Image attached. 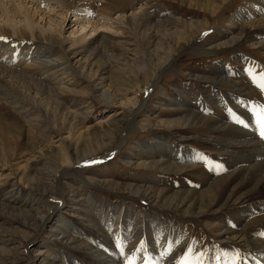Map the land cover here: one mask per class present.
<instances>
[{
  "label": "bare ground",
  "instance_id": "bare-ground-1",
  "mask_svg": "<svg viewBox=\"0 0 264 264\" xmlns=\"http://www.w3.org/2000/svg\"><path fill=\"white\" fill-rule=\"evenodd\" d=\"M80 1L76 11L66 9L64 12L62 0H0V37L7 38L0 40V86L12 93L0 90L10 96L5 98L9 108L1 105L2 112L6 110L3 114L6 121H0V166L4 168L0 175L6 181H15L4 194L0 192V234L12 235L8 239L0 237V264H21L26 260L25 253L30 254L28 248L38 244H42L40 264H129L132 258H135L134 264H191L189 260L193 258L195 264H264V138L254 136V130H250L253 127H246L234 119V114L242 120L249 118L250 122L246 119L245 123L252 125L256 117L249 115L254 105L246 97L245 82L223 78L219 74L220 79L216 80L211 76L216 68L213 74L207 73L204 78L205 82L215 83L217 88L213 96L205 93L206 106L215 100L205 114H201L203 108L191 104L190 94L178 93L171 99L173 107H168L171 112L175 111L173 118L156 120L157 116H146L147 124L166 131L156 134V140L138 149L135 156L123 157L127 164L139 169L196 174L199 185H173L164 180L165 184L161 186L156 174L148 176L143 184H98L118 194L142 198L145 203L142 216L135 206H121L105 197L98 198L96 193H88L87 189L92 185L96 184L97 189L99 186L98 182L89 181L84 171L94 163H103L107 157L96 159L94 163L87 161L88 158L103 153L120 132L136 127L126 116L113 123L107 120L87 128L85 121L91 113L87 105L78 104L71 110L63 106L59 98L82 94L94 97L101 104L115 106L119 111L127 108L135 112L137 99L130 97L133 91L130 86L136 90L154 88L160 75L172 69L170 63L179 51L211 25L207 20L187 21L178 13L179 16L174 14L155 21L147 11L148 7L137 8L139 0ZM171 1L181 5L188 3L191 8H201L215 16L230 0ZM49 7L52 9L47 12ZM59 7L61 9L56 12ZM253 7L256 6L248 8ZM238 12L236 17L242 18V11ZM71 13L79 18L67 23V15ZM122 14L126 15L119 16ZM123 26L136 40L145 39V43L144 49L136 47L134 50L132 63L127 60L120 67L115 63L112 65L111 61L121 54L125 56L113 52L121 47L122 42L116 37L123 34ZM74 27L69 37H64L65 30ZM257 30L264 31V14L260 19L240 26L235 36L224 33V42L207 50L196 44L190 51L213 54L231 50L243 61L246 58L238 53L236 46L248 43L255 51L263 50L264 55V40L256 41L255 38ZM44 56H48V60ZM11 66L22 71L16 72ZM26 72L36 78L30 79ZM222 87L229 90L222 94ZM19 108L27 111L15 112ZM14 118L19 123L10 129ZM57 123H61V127ZM202 128L207 132L201 133ZM185 131L190 134L185 135ZM58 133L59 137H65L61 144L53 141ZM74 135L76 144L71 143ZM200 142L206 146L205 151L192 147ZM63 144L69 146L70 154L60 148ZM81 145H84L82 149ZM47 148L56 161L37 168L40 157L36 155L47 156L44 154ZM206 151L217 155L219 160L209 162V156L203 154ZM64 181L69 182L65 184ZM77 181L86 186L88 205L82 202V196L66 205L65 195L69 193L74 199V194L79 191ZM34 191L50 197L53 203L41 206L42 199L39 205L28 202L25 194L34 195ZM98 202L102 205L101 209L97 207L101 214L94 218L89 208L98 206ZM75 205L77 217L57 216L58 210L73 209ZM166 214L173 217L168 219ZM76 218L81 226L73 221ZM184 220L195 222L213 233L212 252L194 257L175 247L187 240ZM104 225L106 232L101 229ZM83 226L102 234L103 241L99 240L97 249L86 232L83 234ZM43 231L48 238L37 242ZM81 235L85 241L78 238ZM18 236L22 240H18ZM110 240L114 245H110ZM141 242L145 245L143 249ZM221 243L236 249L232 254H223L222 262L217 250L213 252ZM169 245L173 254L171 251L165 254ZM240 245L252 248L247 254ZM196 248L194 243L192 250ZM186 250L187 247L183 251ZM109 251L113 256L107 255ZM237 253L239 259H236ZM228 257L230 259L225 262Z\"/></svg>",
  "mask_w": 264,
  "mask_h": 264
},
{
  "label": "rangeland",
  "instance_id": "rangeland-1",
  "mask_svg": "<svg viewBox=\"0 0 264 264\" xmlns=\"http://www.w3.org/2000/svg\"><path fill=\"white\" fill-rule=\"evenodd\" d=\"M27 1H30V0H27ZM83 1L84 0H82L80 2H83ZM62 2H63V5H62L63 7L61 6V8H64L63 11L66 12V9H68L71 12L73 9H74L73 11H76V9H77L76 5L79 3V0H64V1L62 0ZM138 3H140V4L137 5V8H139L141 5H143L145 8L148 7L147 11L151 15V17H153L155 19V21L165 20L167 17L173 16L174 14L177 15V13H178V14H180V17H182L183 19H185L187 21L207 20L208 23L211 25L209 27L210 29L203 31L201 33L202 35L200 34L196 38L197 40L196 39L193 40L191 43H189L187 46H185L182 50L179 51L177 56L174 57V60L170 63V68H172V69H168L167 72L160 75V77L158 78L160 80L157 79L158 82L154 88L149 87V90H148L147 87H143L142 90L141 89L136 90V88L134 86H130L131 89L133 90L130 93V97L135 98V100L137 99L136 100V107L134 109L135 112H130L131 109H127V108H125V111L121 110V109L119 111L118 108L115 106H112L109 104H101L94 97H92V96L88 97V96H84V95L82 96V94H79V95L78 94H72V95H68L66 97H61V98H59V101L61 104H63V106L70 107L71 110H74L78 104H83L84 106L87 105V108L90 109V111H91V113L88 116V119H86V121H85V126L87 128L92 127V126H94L100 122H104L107 120L112 121V123H113V122H116V120H120L122 118L124 119L126 116H129L128 121L132 124V126L136 127V128H133L134 130H130V129L126 130L125 129V132L124 131L120 132L118 137L113 142V144H111L103 153H100L95 158H88L87 161L93 163L96 161V159H101V158L107 157L103 163L102 162H101V164L100 163H94L93 165L89 166L84 171L86 177H88V180L90 179V180H93L95 182H98L97 185L108 183V182H112V183L118 182L117 184H121V185H125V184L137 185L138 182H139V184H143L144 180H146L147 177L150 176L151 174H156L157 178L159 179L158 181L160 182L159 185H161V186H164V184H165L164 180L167 183H170L173 185L175 184V185H181V186L183 185L184 186L185 184H188V183L192 184V185H195V184L199 185V179L197 178L196 174L193 175L190 172H185V173H181V174L164 173V172L161 173L159 171H150V170L139 169V168L135 167L134 165L130 166L129 164H127L125 162V160L123 159V157L126 155L135 156V154H137L138 151L143 148V146H145L146 144H148L152 141L154 142L156 140V138H155L156 134L163 133L166 131L165 129H162L160 127H154V125L147 124V119H146L147 117L146 116H148V115L157 116V117H155L156 120L158 118H160V119L173 118V113L175 111L171 112V110L168 107H170V108L173 107V101L171 99L173 97H176V95L178 93L180 94L182 91H184L183 94H190L191 95L190 96L191 104L197 106L198 108H201V109L203 108L201 111V114H205L208 111V108L211 107L212 103L215 101V100H213L214 99L213 98L212 103L211 102L207 103V105L209 104L208 105L209 107H208L205 105V102L207 101V99H205L207 97H205V96L206 95H210V96L215 95L217 88L215 86V83L205 82L204 78H206L205 75H207V73L211 74L214 71V68H216V70H217V71L215 70V72H213L216 75L214 74L211 76L216 77V80L220 79L219 76H217V74H219L223 78L226 77V78L232 79V80L237 79L238 82H239V80H241L243 82V84L245 82L244 86L246 88L245 87L244 88H245V91L247 92L246 97L249 100L251 99V101H253V105H254V108L249 111V112H251L249 115L251 118L253 116H256L255 115L256 111H260L261 105L264 106L263 105L264 104V101H263L264 100L263 99L264 89H261V87L259 86L261 83H264V79H261L262 77H264V55H262L263 50H261V52L259 49H257L258 51L257 50L255 51L254 48H251L248 45V43H246L244 45H240V46L237 45L236 49L238 48L237 49L238 53H240L241 55H243L246 58L245 60L241 61L240 58H237L236 52L234 53L231 50L220 51V52L213 53V54L212 53L211 54H200L197 51H195V52L190 51V49L193 46H195L196 44H198V45H203L202 50H207L212 45H215V44L217 45L218 42L219 43L221 41L224 42L225 40L223 38H224L225 34L228 35L229 37H231L232 33H233L232 36L237 35L239 33L238 28L240 26L246 24L247 22H250L251 20H258L261 17H263L264 0H262V1H260V0H230L226 5H223V9L221 10V12L215 16L211 15L210 12L206 13L201 8H198V9L191 8L188 3L186 5H181L179 3L172 2L171 0H139ZM254 3H256V4H254ZM108 5L111 6V3H108ZM251 5L256 6V7H253L252 9L248 8ZM61 8L59 7L57 9H55L56 12H59V9H61ZM50 9H52V8L49 7L48 9H46V11L48 12ZM246 9L248 11H246ZM253 10H254V12H252ZM238 11H242V13H240V14H242V16H241L242 18L236 17L237 13L239 15ZM248 12L250 14H248ZM75 13H73L74 15L72 13L67 15V23L69 21H72L74 19L79 18V17L75 16ZM253 13H255L254 16H252ZM125 15L126 14H122L119 16L122 17ZM177 16H179V15H177ZM55 19H57V18H55ZM59 20H60V18H59ZM75 28L76 27H74L72 29H66L64 32V37H69L70 33ZM122 28H123L122 31H123L124 35L121 34L120 36L117 35V37H116L117 41L122 42L121 47L115 48L116 51H113V52L117 55L123 53V54H125V56H122V54H121L118 57H116L114 60L111 61V62H113L112 65H114V63H115V64L119 65L120 67H123L124 64H126L127 60H129V62L132 63L135 60L134 50L136 49V47H139L140 49H142V48L144 49L143 44L145 43V39L142 38V39L136 40V38L134 36H132V34H130L131 31L129 29H127L124 26ZM125 30H127V32H124ZM255 35H256L255 36L256 41L264 40V36H263L264 31L257 30ZM76 36H78V35H76ZM127 39H129V40H127ZM194 41H196L197 43ZM44 57L46 58V60H48V58H49L48 56H44ZM44 57H42V58L45 59ZM221 66H222V68H221ZM11 67L16 72L22 71V70L20 71V69H16L14 66H11ZM26 74L27 75L29 74L28 76L30 79L36 78L30 72H26ZM238 77H240V78H238ZM251 85L254 86V88ZM0 90L6 91L7 93L12 94L5 87L0 86ZM221 90L223 91L222 92V94H223V93H225L226 90H229V89L222 87ZM149 91H150V93H149ZM6 92H0V95H1L0 101H2V102H0V118H1L0 121H3V120L6 121L3 118V114H5L6 110H3L4 112H2V110H1L2 106L1 105H4V108H9L7 106V104L5 105V98L10 97L9 94H7ZM200 92H201V94H200ZM205 93H207V94L205 95ZM131 94H132V96H131ZM257 96L261 100L259 98H255ZM3 97H4V99H3ZM164 97H165L166 101L164 100ZM195 97H197V98L195 99ZM72 98H74V99H72ZM261 102H263V103H261ZM24 109H25V111H23ZM24 109L19 108L15 112L24 113L27 111L26 108H24ZM1 114H2V116H1ZM33 117L34 116H32L30 118H33ZM246 119L249 120V122H250L249 118H245L243 121H245ZM255 119H256V117H255ZM255 119H254V122L252 123V125L248 124V126H250L251 128L253 127V129H250V130H254V134H255L254 136H257V135H259V127L255 123ZM18 123H19L18 120L16 118H14L12 126H10L8 128L13 129L14 128L13 125L18 124ZM153 124H154V122H153ZM43 125H48V124L44 123ZM61 125H62L61 123H57L58 127H61ZM87 128H85V129H87ZM206 132L207 131L204 128H202L201 133H206ZM78 134H79V132H78ZM186 134L188 135V134H190V132L185 131V135ZM59 135L60 134L58 133V136H56V138H54L53 141H56L59 144H61V143H63L62 139L65 137L64 136L59 137ZM75 138H76V136L74 135V137L71 141L72 144H76ZM203 145L204 144H202V142H200V143H197L196 147H194V146H192V147L196 148V149H200L199 151H205L204 149H206L205 148L206 146H203ZM83 146L84 145H81V149L83 148ZM60 148L63 149L64 152H66L67 154H70L71 149L69 148L68 145L63 144L60 146ZM47 149H46V152H44V154H48L49 156L48 155L43 156L42 154L38 155V153H37L36 156L40 157L39 160L37 161L38 163L36 162L37 168L40 166L43 167V165H46L48 162H52V163L54 162L55 163L56 160L54 158L52 159V156L50 155V153H51V151H49L50 149H48V150ZM117 149H119V152L117 151ZM116 151L118 153L114 154V153H116ZM21 153H22V151H21ZM203 154H206L209 156V162H212L214 160H216V161L219 160V158H217V155H214V153L210 154V152L206 151ZM90 159L93 160V162ZM3 169H4L3 166H0V174H1V171H3ZM12 171H11V174L13 175L14 171L13 172ZM196 172L197 171L195 170V173ZM13 181H12V179H11V181H6V179H4V177L2 175H0V192L2 191L1 193L4 194V192L8 191L13 186V184L15 182V181L14 182ZM64 182H66L65 184H68L69 181H64ZM76 184H77V186L79 185L78 186V190H79L78 193L79 194L78 193H76L77 195L74 194V197L75 196L76 197L73 199L72 197H70V194L67 193L65 195L66 196L65 199L67 202L66 205L69 204L70 200L76 201L81 196H82V198H84V199H82V202L86 203V205H88L87 204V192H86L88 190V193H96V196L98 198L99 197L100 198L105 197L106 200L114 201V202L120 204L121 206L127 205L131 208L135 206L137 211H139L138 214L140 216H142L144 214L145 203H144L143 199L140 197H132L130 194H128V193L122 194V192L118 194L116 192L110 191V189L102 187L101 185H98L99 189H97L96 184H94L95 186L92 185L89 189L86 190L85 189L86 186L83 183H80L79 181H77ZM159 185H157V186H159ZM79 187H80V189H79ZM34 192L36 193L37 191H34ZM35 193H34V195H33V193L32 194L31 193L25 194V198L27 197L26 199L28 200V202L29 201H30V203L31 202H35V203L38 202V205H39L41 203L40 200L42 199L44 202H42L41 206H45L46 204L49 205V204L53 203V201H52V199H50V197H48L46 195L43 196V195H41L40 192H37L36 194ZM1 198H4V196H1ZM83 203H78V204H83ZM96 205H98V206L93 207V208H89V210L92 212L94 218H96L98 215L100 216V214H101L100 209L102 208V205L99 202ZM97 207H99L100 209ZM76 208H78L77 205L73 206V209L67 210V208H66L65 210H62V209L58 210L59 212H57V216L59 215L60 218H62V217L66 218L67 216H69L71 218H73V217L75 218L78 215V213H76V211H75ZM105 210H107V208H105ZM61 212H63V214ZM166 216L168 219H171L173 217V215H168V214H166ZM79 219H80V217H79ZM73 221L78 222V224L79 223L81 224L80 220L77 221V218L73 219ZM74 224H76V223H74ZM107 224H108V222L106 223V225ZM182 224H183V227L187 230V234H186L187 240L183 244L182 243H179V245L176 244L175 247H178L179 251L182 250L181 252H186L187 255L197 257V256H199V254L202 255V254L209 252L211 250L210 248H211L213 233L208 232L203 226L196 224L195 222H192L190 220H184L182 222ZM113 226H116V224L114 223ZM83 227H85V226H83ZM106 227H108V226H106ZM103 228H105V225L101 226V229H102V231L104 230L103 232H106L107 229L106 228L103 229ZM44 232L46 233V231H43V236L41 234V236L38 238L37 242L43 241L46 238H48V235H46ZM83 232H84L83 234H85V232H86L85 235L90 237V243H92L94 248L97 249L99 247L98 243H100L99 240L101 239V242L103 241V237H101L102 234L97 233L95 229L90 230L89 228L87 229L86 227L84 228ZM210 234H211V236H210ZM10 235H11L10 233H6V235L0 234V237L1 238H7L8 236L9 237L12 236V235L11 236ZM141 237H143V236H141ZM53 238H54V236H53ZM78 238L82 239L81 241L86 240V238L82 235L79 236ZM110 238H113V237H110ZM17 239L22 240L20 238V236H18ZM110 241H111L110 245L111 246L114 245V242L112 240H110ZM192 241H193V243H192ZM124 242L122 243V246L124 245ZM194 243L197 244V248L192 250V246L194 245ZM185 244H186V246H185ZM25 245L27 246L26 242H25ZM40 246H42V244H38L37 246H35L36 248L28 246L29 247L28 252H30V254L25 253L26 254V257H25L26 260L23 261L21 264H40V262H41L40 257L43 255L40 252L42 250V247H40ZM189 246H191V251L188 250ZM168 247H169L168 248L169 251L166 248L167 250L165 249V252H166L165 254H167L171 251V246L169 245ZM185 247H187V250L183 251L185 249ZM241 247H242V250L244 252H246L247 254H248L247 251H250V249L252 248V247L249 248L247 246L246 247L241 246ZM219 248H220V250H219ZM53 249H51L50 252H53ZM188 251H189V254H188ZM215 251H216V253L219 254L218 256L221 255V257H222L223 254L228 253V252H230L232 254V252L236 251V249L231 247L229 244L221 243V244H219V246H217L216 248L213 249V252H215ZM210 252H212V251H210ZM70 253L73 254L71 251H70ZM53 254L55 256V253H53ZM170 254H173V251H171ZM107 255L113 256L112 251L107 252ZM55 257H57V259L60 260L57 255ZM229 259H230L229 257L225 258L224 261L226 262ZM192 260H189V261H191L190 263L195 264V259L193 258ZM161 261H163V260H161ZM222 261H223V257L221 258L220 262H222ZM118 262H120V260H118ZM81 264H84V263L82 262ZM247 264H249V262ZM252 264H254V263H252Z\"/></svg>",
  "mask_w": 264,
  "mask_h": 264
},
{
  "label": "snow or ice",
  "instance_id": "snow-or-ice-1",
  "mask_svg": "<svg viewBox=\"0 0 264 264\" xmlns=\"http://www.w3.org/2000/svg\"><path fill=\"white\" fill-rule=\"evenodd\" d=\"M6 39H7L6 37H0V40H6ZM261 79H264V77H262ZM259 86L261 87V89H264V83H261ZM255 115H256L255 123L259 127V135L261 136V138H264V106H260V111H256ZM234 119L237 122L244 124L246 127L248 126L245 123V121L240 119L238 116H235V114H234ZM144 247H145L144 243L141 242V249H143ZM189 251H191V249ZM134 259L135 258L130 259L129 264H134ZM236 259H239V253H237ZM185 260H187V257H185Z\"/></svg>",
  "mask_w": 264,
  "mask_h": 264
}]
</instances>
